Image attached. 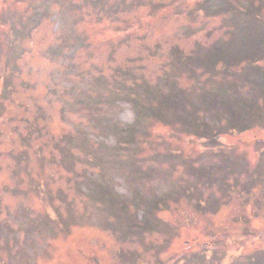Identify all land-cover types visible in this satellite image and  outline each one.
Returning <instances> with one entry per match:
<instances>
[{
    "label": "rangeland",
    "instance_id": "rangeland-1",
    "mask_svg": "<svg viewBox=\"0 0 264 264\" xmlns=\"http://www.w3.org/2000/svg\"><path fill=\"white\" fill-rule=\"evenodd\" d=\"M0 264H264V0H0Z\"/></svg>",
    "mask_w": 264,
    "mask_h": 264
}]
</instances>
